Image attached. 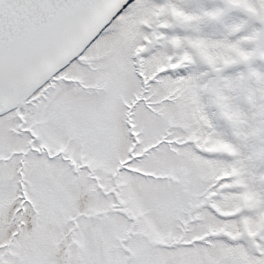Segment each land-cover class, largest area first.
Returning <instances> with one entry per match:
<instances>
[{
	"label": "snow or ice",
	"instance_id": "1",
	"mask_svg": "<svg viewBox=\"0 0 264 264\" xmlns=\"http://www.w3.org/2000/svg\"><path fill=\"white\" fill-rule=\"evenodd\" d=\"M0 264H264V0H0Z\"/></svg>",
	"mask_w": 264,
	"mask_h": 264
}]
</instances>
